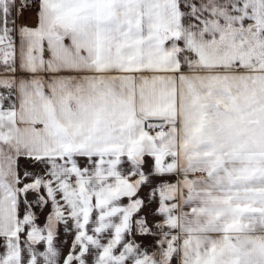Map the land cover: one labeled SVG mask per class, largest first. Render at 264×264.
I'll list each match as a JSON object with an SVG mask.
<instances>
[{"label": "snow or ice", "instance_id": "1", "mask_svg": "<svg viewBox=\"0 0 264 264\" xmlns=\"http://www.w3.org/2000/svg\"><path fill=\"white\" fill-rule=\"evenodd\" d=\"M0 264H264V0H0Z\"/></svg>", "mask_w": 264, "mask_h": 264}, {"label": "crops", "instance_id": "2", "mask_svg": "<svg viewBox=\"0 0 264 264\" xmlns=\"http://www.w3.org/2000/svg\"><path fill=\"white\" fill-rule=\"evenodd\" d=\"M33 17H34V13H29L28 14V23L29 24L34 23ZM14 39H15L16 46H17V49H18L19 48V36L17 35L16 37H14ZM47 211H48V209H45L44 212L40 214L41 223H43L44 216L47 214ZM60 239L61 240L69 239V237L65 236L62 226H61V230H60ZM138 242H140L139 239H138ZM144 243L147 244V243H149V241L145 240Z\"/></svg>", "mask_w": 264, "mask_h": 264}]
</instances>
